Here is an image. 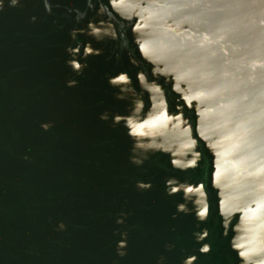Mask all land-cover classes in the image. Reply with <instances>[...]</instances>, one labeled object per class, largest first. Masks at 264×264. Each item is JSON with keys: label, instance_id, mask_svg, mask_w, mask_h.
<instances>
[{"label": "water", "instance_id": "water-1", "mask_svg": "<svg viewBox=\"0 0 264 264\" xmlns=\"http://www.w3.org/2000/svg\"><path fill=\"white\" fill-rule=\"evenodd\" d=\"M0 264H264V0H0Z\"/></svg>", "mask_w": 264, "mask_h": 264}]
</instances>
